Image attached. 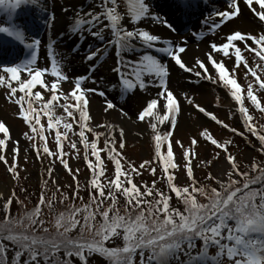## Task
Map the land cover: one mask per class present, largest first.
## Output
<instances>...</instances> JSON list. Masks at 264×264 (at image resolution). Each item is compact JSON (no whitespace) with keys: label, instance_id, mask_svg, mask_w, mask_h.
<instances>
[{"label":"rangeland","instance_id":"obj_1","mask_svg":"<svg viewBox=\"0 0 264 264\" xmlns=\"http://www.w3.org/2000/svg\"><path fill=\"white\" fill-rule=\"evenodd\" d=\"M96 5V3L91 5L93 14H97L99 11V8L95 9ZM117 10L126 18H130L129 15L131 14L128 12V6L121 5V10L117 6ZM76 13L79 17L85 14L80 11H76ZM227 24L216 35L204 41L203 44L209 47L210 43L220 44L225 42L226 36L236 31L230 32L231 24ZM240 32L253 36L264 35L263 31L255 33ZM245 43L249 45V48H256V45L251 40H246L245 42L236 41L234 44L241 48L243 57L239 65L236 64L234 55L231 59H228L218 53V57L214 59L222 61L229 71L230 77L236 79L240 85L242 101L247 113L251 115L250 119L252 121L250 123L254 128L252 125L247 129L244 127L241 114L238 111L239 106L232 99L230 89L220 83L215 69H212L210 63L207 65L205 60V66L211 77L210 81H215L214 83L222 85L225 90L223 93L226 92L230 96L236 109L233 111L226 109L227 98L220 90L211 87V97L205 99L198 88L201 86L200 82L191 84L190 89L182 93V96L178 98L179 102H181L180 106L187 109V121L190 124V128L184 129L179 125H171L172 127H168L169 129L163 127L159 130L164 133L172 129L168 143L171 144L174 153V163L171 155L166 152L167 143L162 145L161 149L162 152H165L164 156L162 158L155 157V147L152 139L154 134L148 139L136 140L124 135L121 136L119 133H112L115 143L111 147L115 149L114 154L118 153L117 159L120 160V166L124 173L122 176H117L115 173L114 164L109 158L108 152L101 151L100 156L104 173L102 175L96 173L92 178V173L84 160V146L79 143V126L73 120V117H75V121H78L75 111H73V116H67L62 108L57 107L55 110L57 115L64 118L57 130L64 132L63 123L65 121L72 125L67 137H62L60 152L64 153V155H60L59 158H57L55 130L47 128V118L41 115L40 123L45 130V141L43 143L53 152V156L48 157L40 148L41 142L38 132L32 141L25 138V132L29 136H32L33 133L23 122L22 118L18 116L19 108L7 99L6 91L4 98L7 105L5 107L1 105L5 114L4 119L1 121L9 127H14L27 141L30 149L22 153L18 147L19 141L15 140L16 143L13 144L17 148V153L15 154V178L8 171V168L12 165V152L5 155L7 163L0 161V183L9 182L11 185L10 190L8 189V192L0 197L1 256L10 250L9 254L4 255L5 258L10 259V255L15 252V248L12 249L10 246L18 241L25 240L27 245H32L35 250H42L41 253L52 249L58 251L59 253L54 257L57 259L67 256L70 258V251L73 254L77 253L79 247L89 248L92 243H97L98 245L92 244L97 246L93 248L100 249L97 251L106 256L109 250L105 248V245L108 243L106 242L105 231H102L103 228H101V224L98 221L100 223H105L107 222L106 220L118 221L122 216L116 218L115 214L108 217L106 214L107 207H101L102 198L100 195L102 193L104 195L108 191L116 192L117 195H122L124 198L118 199L117 205L125 207L138 203L140 208H144L143 202H141L142 199L139 201L133 199L134 193L132 189L136 187L134 189L136 194L137 190L140 189L138 191L139 194L142 190L140 182H138L140 177L145 181H151L152 177H157L159 179L158 187H162L160 184L163 182L168 188L175 187V191L158 194L156 201H160V204L155 202L148 210L150 212H147V216L152 213L157 218L158 223L155 224L149 220V224H147L149 228L143 229L146 232L145 235H149L152 231H154V234L160 235L158 233L161 229L163 231L167 230L166 234L161 235L164 239L174 235H187V229L194 230L204 218L208 217L213 218V223H219V221L225 219L230 220L231 218L240 221L247 219L250 226L257 228V222L263 221L257 215L258 211L255 210L250 212L251 214H244L242 213V207L250 193L247 187L264 179V139H262L264 138V92L254 91V94L257 95L261 102L257 101L255 96L249 98V93L252 89L256 90L258 85L255 77L247 73L249 70L244 67V63L246 61L249 68L254 69L257 76L264 80V61H261L255 52L246 49L244 47ZM65 69H63V73L67 77L72 78L73 76L68 69H66L67 71ZM65 86L70 88L69 84H65ZM173 94L176 95L174 92ZM93 99L102 105V100L95 97ZM189 100H191V103ZM60 103L62 102L60 101ZM69 103L75 104V101ZM145 103V101L139 102L137 95L128 99L121 107L123 113L134 120L135 115ZM205 103H210L211 108L206 110V112L214 115L216 120L211 119L210 116L198 110L197 106L204 108ZM34 107H39V105L34 104ZM103 109L106 112L105 107ZM178 111L180 112L179 108ZM237 114L238 117L236 118ZM216 121H220V123ZM88 124L93 131L102 133V135L95 138L97 147L104 149L105 139L108 138L107 123L102 121L99 125H94L92 120H90ZM224 125L228 127H224ZM231 129L236 131L234 132ZM202 131L204 132L202 133ZM85 135L89 143L94 138L92 131L86 130ZM193 139L196 140L195 145L192 144ZM213 139L217 146L208 141ZM121 141H123V147H121ZM73 142H75V148L72 147ZM33 143L36 144L37 148H40L39 153L33 149ZM188 151H190V161L186 155ZM88 154V159L95 163V158L91 156L90 147ZM61 160H65L68 163V169L64 168ZM223 162L226 166H224V172L220 174L217 172L216 167ZM243 163H253V169H256L255 174L250 180H244V182H242L243 179L232 181L231 174L235 170L233 171L231 168L234 164L242 167ZM49 168L52 169L51 172L48 171ZM91 178L93 182L89 183ZM93 184L106 186L103 187L105 189L104 192H97L98 195L95 194L93 190H90ZM110 185L113 186L112 190H109ZM243 189H246L244 193H242ZM90 195L91 197H89ZM93 195L99 197L101 201L97 202ZM175 197L180 201V207L178 208ZM6 203L9 204L7 211L4 209ZM247 206H249V203H246V211L249 212ZM240 208L241 210H239ZM98 216L99 220L97 219ZM154 216L153 218H155ZM173 219L178 221L177 226H175L177 227L176 229L169 225ZM229 225L234 227L232 223H229ZM169 233L173 235L170 236ZM226 238L228 240L226 239L225 244H231L232 238H236V236L235 234L232 236V233H230ZM63 245L67 246V248L65 249ZM232 245L234 246L233 249H226L228 255L233 258L229 259L230 264L247 262L250 258L248 250H245L243 255L239 244L232 243ZM27 250L31 252L32 249L28 247ZM149 250L152 252L156 249L149 247ZM215 251L212 250L210 252L211 255L220 257ZM118 254L119 252L117 251H110L109 253V255L113 256ZM182 257L180 261H176L174 264H183L186 260H189L188 256L185 260ZM250 264H252L251 259Z\"/></svg>","mask_w":264,"mask_h":264},{"label":"snow or ice","instance_id":"obj_2","mask_svg":"<svg viewBox=\"0 0 264 264\" xmlns=\"http://www.w3.org/2000/svg\"><path fill=\"white\" fill-rule=\"evenodd\" d=\"M12 3L13 9L19 7L21 4L25 3H37V0H10ZM117 2L118 0H103V3L98 5L103 9L101 13L93 14L91 10L85 15L89 16L90 19L87 21H82L77 19L75 21L74 29L80 30L82 23H87L90 27L94 26L93 22L96 24L101 23V16L106 17L109 24L107 27L111 28V34L113 36V40L108 43H115L117 55L120 56V53L124 51H139L133 45L132 41L137 39L139 42L147 49H153L156 52L166 54L172 61L180 68L186 72H192L194 69L186 66L182 59L179 57V53L185 51L184 47L176 46L175 50L170 43H167V46L163 47H154L155 43L160 40L157 35L149 34L148 31L143 29H134L128 30L127 26L121 25V15L117 11ZM128 5V12L131 14L132 22L138 21L141 17H145L149 14L150 8L145 2V0H126ZM181 3H185V0H180ZM206 2V0H205ZM244 4L248 6V8L261 20L264 21V0H243ZM5 0H0V5H4ZM109 4L111 6H109ZM254 5H257L259 10H257ZM239 5L237 0H228V8L223 11L214 12L213 15L220 17V23H224L225 21L230 20L233 17H236L239 13ZM153 19H160L156 14H153ZM165 25L171 28V25L167 23V21H163ZM217 25H213L216 27ZM0 32H4L9 36H13L16 39H22L21 33L18 31H14L9 27L0 26ZM95 35V33H93ZM246 40H251L256 48H249L247 43L244 44V47L249 51L255 52L256 56L260 58L261 61H264V35L253 36L251 34H243L240 31H234L231 34L226 36V40L223 43L216 44L210 43L211 53L207 54V60L211 64L212 68L215 69L216 74L219 77V81L222 85L228 87L230 89V95L232 99L239 106L238 111L241 114V118L244 123V127L247 129L250 125L251 115L247 113V109L243 104L242 96H241V88L238 84L237 80L231 78L229 75V71L226 69L225 64L222 61H218L214 59L212 53H220L223 57L231 59L234 55L235 62L237 65L242 61L243 57L241 55V48L237 47L233 42L241 41L245 42ZM38 44L33 42L32 48ZM100 49L96 51H92L87 56V59L91 60L93 57L97 55ZM49 57H50V68H41L37 67L36 62V52L33 50V55L30 59H26L20 63L14 65H0V86H4L8 89L7 91V99L18 106V116L22 118L23 122L28 126V128L32 131L33 135L29 136L27 132L24 133L25 138L32 141L35 139V136L38 132L39 140L41 142L40 148H42L43 153L47 154L48 157L53 156V152L49 150L45 141V130L41 125V114H43L47 118V128L49 130H55V144L57 149V158L60 155H64V153L60 152L61 149V141L62 137H67L68 131L71 130L72 125L68 122L63 123L64 132L57 130L60 125L62 116L56 114V108H62L64 113L67 116H73V111L78 113L79 120L75 121V117H73L74 122L78 123L79 126V143L84 146V160L87 163V167L90 169L93 175L96 173L103 174V164L100 156L101 151H107L109 158L112 160L114 164L115 173L117 176H122L124 173L122 171V167L120 166V160L117 159L118 153H115V149L111 147L115 143L114 137H112V125H107L108 128V138L105 139V147L104 149H99L97 147V140L95 137L102 135V133H97L93 131V129L89 126L88 122L91 117L89 116V104L90 98L88 93L95 92L99 96L104 97L105 93L98 89H89L82 88V82L86 79V76H79L75 78L74 86L65 94L64 91L60 90V82L67 80L68 77L61 71L60 62L52 55L51 49H49ZM196 64L199 65L200 69L204 71L203 78L211 77L208 74V70L205 66V63L201 60L197 59ZM244 67L248 69L255 80H259L257 83L258 88L256 90L252 89L249 93V98L255 96V99L259 102L257 95L254 94V91L264 92V80H260L257 76L254 69H250L247 62L245 61ZM118 73V77L122 83V91L123 92H132L135 87L138 85L140 90H145L146 87H149L155 83V85L159 88V92L157 93L156 98H152L147 101L146 106L143 107L142 110L139 111L137 119L145 120L146 118H150L149 126L152 129L154 135L152 137L154 141L155 147V157L162 158L165 152H162V145L168 144L167 153H169L172 157L174 163V153L172 151L171 144L169 142V137L172 132L171 129L168 132L161 133L158 130V123L163 124L165 121L171 122L172 126L176 125V114L178 112V101L173 95V92L168 89L166 78L168 76V69L165 64L161 63V61L154 55L143 54L139 57L138 61H132L127 58L121 57L118 61V67L114 69ZM234 71V69H233ZM50 72V74L55 77L54 80L49 84L43 77L46 73ZM3 73H6L5 76ZM24 74L23 76L21 74ZM131 74L134 76L133 79L127 78L128 75ZM197 77H201V72L194 73ZM147 75L148 80L143 79V77ZM15 82L13 85L12 82ZM95 82V81H93ZM215 82V81H213ZM36 86H39V89H43L51 93L49 98L46 100L42 96V92L40 90L33 91ZM19 93V95H17ZM69 96L75 101V104L69 103ZM63 99L64 103H60V100ZM163 100V114L158 109L159 101ZM191 103V100H189ZM35 105H39V107H34ZM105 104L107 109H112L115 107L113 102L109 99H105ZM198 107V110L205 115L211 117V119L216 120V117L211 113L206 112L203 107ZM260 110V109H257ZM123 112V110L121 109ZM220 123V121H216ZM253 126V125H252ZM224 127H228L224 125ZM254 128V126H253ZM93 132V139L89 143L87 136L85 135V131ZM232 131H236L235 129H231ZM204 131H202L203 133ZM0 133L3 134V138H0V161H5L7 163L4 150L6 148V142L9 140V129L3 121H0ZM123 135V131L121 130V136ZM210 135V134H209ZM203 137V135H202ZM264 139V138H262ZM214 146L216 143L213 140H208ZM16 142L13 141V144ZM179 143V141H177ZM192 144H196V140H192ZM32 147L34 150L39 153L40 148H37L36 144L33 143ZM72 147L75 148V142L72 143ZM91 148V156L95 158V163L88 159V149ZM121 147H123V141H121ZM12 151V165L8 168V171L13 174V178H15V168H16V153L17 148L13 147ZM188 160L190 161V151L186 153ZM187 162V161H186ZM65 169H68V163L65 160H61ZM49 172L52 171L51 168L48 169ZM91 178L89 183L93 182ZM75 179V177H74ZM9 208V204L4 205L5 211ZM17 254V253H16ZM18 255V254H17ZM30 258V257H29ZM31 259V258H30ZM25 264H28V261H25Z\"/></svg>","mask_w":264,"mask_h":264},{"label":"bare ground","instance_id":"obj_3","mask_svg":"<svg viewBox=\"0 0 264 264\" xmlns=\"http://www.w3.org/2000/svg\"><path fill=\"white\" fill-rule=\"evenodd\" d=\"M85 0H59L56 1L53 5V11L55 13L53 22L51 25V28L53 30V33L55 35H59L60 37H63V39L68 40V37L70 36V31L75 25V21L78 19L75 12L80 7H83ZM258 10V9H257ZM121 15V14H120ZM132 22L127 21L124 19V17L121 15V25L127 26V29L130 30L132 27ZM230 25L229 31L232 32L234 30L242 31V32H258L263 31L264 32V22L261 21L248 7L242 6V11L240 14L231 22H229L227 25ZM153 30H161L158 28V26L154 25ZM69 32V33H68ZM87 33V32H86ZM164 36H169V33L163 30ZM76 39H71V41H68L69 44H72L75 42ZM218 44V43H217ZM65 49V48H64ZM63 48H60V51L65 55ZM211 53L210 46H206L203 43H200L198 45H190L182 54L181 59L182 62L186 64L187 67L194 69L192 72H186L183 69L180 68H173L170 71L169 75V87L173 90V92L176 94L177 98H180L182 96V93L187 92L189 90L191 84L200 82L201 86L198 87L200 89L201 95L203 98L208 99L211 97V87H214L216 90H220L222 93L225 91L220 83H214L210 81L208 78H203L204 74L202 73V70L198 68V64L195 65L196 60L199 59L202 62H205L209 65L207 60V54ZM213 57H218V53H212ZM66 62L68 66L76 67L78 68L77 71H81L84 69V63L79 60L78 56H73L68 54L66 56ZM70 67V69L72 68ZM198 68V69H197ZM183 71V72H182ZM195 72H201V77H197L194 73ZM211 72V70H210ZM97 78L98 80L102 78V83L106 84L108 86L114 84L115 78L114 75L109 71L108 67L99 68L97 71ZM205 86V87H204ZM157 87L153 84L149 87H146L144 91L139 92L138 100L139 102H146V100H149L148 95H152L153 97L157 96ZM6 91L5 88H0V121L4 119L5 114L3 109L1 108V105L3 107L6 106V102L3 97V93ZM64 91V90H62ZM227 100H226V109L229 111H233L236 109L235 104L232 102L230 96L228 94L223 93ZM137 95H134L137 96ZM44 97V96H43ZM229 97V98H228ZM46 100V96L44 97ZM179 106L181 105V102H179ZM210 104V103H209ZM208 103H205V110H208L211 108V105ZM163 100L159 101L158 109L163 114ZM179 114H176V125H179L182 128L189 129L190 124H188L187 121V109L183 106L179 107ZM89 116L91 117L90 120H92L94 125H99L100 122L105 121L107 125H112V133L121 134V130L123 131V135L127 137H131L136 140H145L151 137L153 133L152 129L149 126L150 118H146L145 120L141 122H137L136 119L132 120L131 118L123 115L118 110H113L104 112L103 106L99 104L94 99L89 104ZM238 115H236V118ZM201 119V117H200ZM202 122V119L200 120ZM188 125V126H187ZM7 126V125H6ZM9 140L6 142V148L4 150V155H8L11 153V149L14 147L13 141L18 140L19 144L18 147L20 151L23 153L24 151H29V146L27 144V141L17 132V130L14 127H9ZM158 130H161L163 127L168 128L172 127L171 122L165 121L163 124L157 125ZM107 128V127H106ZM108 131V128H107ZM3 137V134L0 133V138ZM140 137V138H138ZM224 166L225 163L223 162L221 165H219L217 168V172L222 174L224 172ZM11 185L9 182L0 183V197L8 192V189L10 190Z\"/></svg>","mask_w":264,"mask_h":264},{"label":"trees","instance_id":"obj_4","mask_svg":"<svg viewBox=\"0 0 264 264\" xmlns=\"http://www.w3.org/2000/svg\"><path fill=\"white\" fill-rule=\"evenodd\" d=\"M252 164L253 163L251 164L243 163L242 167L236 166L234 164L233 167L231 168L233 169V171L235 170L234 173L231 174L232 181L236 179H243L242 182H244V180H250L251 177L256 172V169H253ZM137 176L140 177L139 175ZM156 178L157 177H152L151 181L142 180L141 177L139 180L137 179L138 182H140V185L142 188L140 192L141 195L138 192L140 191L139 188H138L139 190H137V194L134 190L136 189V187L132 189L134 193L133 199H136V201H139L142 199L141 202H143L144 208H140L138 203L133 204V205H128L125 207H121L120 205H117L118 199L121 200V198L122 199L124 198L122 195H117L116 192L108 191L104 195L103 193L100 195V197L102 198L101 207H107L106 214L108 215V217L113 216L115 214H116V218L122 216V218L118 221L117 220L115 221L106 220L107 222L105 223H100L98 221V223L101 224V228H103L102 231H105V238H106V242L108 243L107 245H105V248L109 250L106 256L97 251H96L97 255H94L92 253L93 250L90 247L93 246L92 244H97V243H92L89 248L79 247L78 249L79 251L77 250V253L73 254V252L70 251L69 253L70 258L69 256H67L65 258L62 257V259H57L54 257L59 253L58 251L52 249V250H49L48 252H46L45 250L44 253H41L42 250L41 251L35 250L34 247H32V245L31 246L27 245V241L25 240V241H18L16 244H12L10 246L12 249L15 248V252H13L10 255L11 256L10 259L5 258L4 256L5 254H9L10 250H8V252H5V253L2 252L3 256H1L0 254V264H25L26 260L28 261V264H125L126 261L129 260L130 251L133 248L144 245L145 243H150V242L153 245L155 244L156 246L159 247L166 240L158 241V239L161 238V235L164 234L167 230L166 231H163V229H161L160 231L156 230V231H159L158 234L160 235H156L157 233L154 234V231H152L149 235H145L146 232L143 229L149 228V226L147 225L149 224V220L155 224L158 223L157 218L152 213H149V216H147L148 214L147 212H150L148 210L155 202L156 203L159 202L160 204V201L158 200L156 201L158 194L162 192L170 193L172 191H175V187H169L170 188L169 189L168 186L165 184V182L162 183L163 185L160 184L162 187L160 186L158 187L157 184H159V179L158 178L156 179ZM153 179H156V180H153ZM112 185H110L109 190L113 189ZM103 187H106V186H99V185L93 184V187L90 188V190H93V192L98 195L97 192H104L105 189H103ZM247 188L249 189L250 193H249L247 200L243 203L244 206L242 207V209L243 210L245 209V210L244 212L242 210V213H247L246 203H249V206H247V209L250 210L252 206V201H255L257 198H260V197L264 198V179L261 182L251 185L250 187H247ZM245 191L246 189H243L242 193H244ZM171 196L173 195L171 194ZM89 197H91V195ZM94 197L97 200V202L101 201L100 198L97 197L96 195H93V198ZM175 199L177 200V197H175ZM179 202H180L179 200H177L176 202L177 208L180 207ZM239 210H241V208ZM141 211H144V212H141ZM153 216L155 218H153ZM97 219L99 220V216L97 217ZM177 224H178V221H174V219L172 220V222L169 223L170 227L173 226L174 229L177 228L175 227L177 226ZM201 228H203V226L199 227L198 230L196 229L197 232ZM211 228L212 227H210V229ZM127 229H129V231H127ZM168 232H169V229H168ZM66 244H68V242H66ZM28 247L32 249L31 252L27 250ZM63 247L65 249L67 248V246H64V245ZM81 250H83V252ZM110 251H117L119 252V254L117 256L109 255ZM99 256L101 257L99 258ZM105 257H107L106 260H104Z\"/></svg>","mask_w":264,"mask_h":264}]
</instances>
